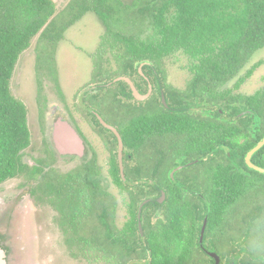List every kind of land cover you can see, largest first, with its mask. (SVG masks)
Segmentation results:
<instances>
[{
  "label": "trees",
  "instance_id": "1",
  "mask_svg": "<svg viewBox=\"0 0 264 264\" xmlns=\"http://www.w3.org/2000/svg\"><path fill=\"white\" fill-rule=\"evenodd\" d=\"M87 12L96 14L105 27L94 75L108 73L110 60L104 56L113 52L120 67L116 73L126 74L141 62L163 73L164 61L181 53L192 75L182 90L163 84L168 106L152 96L124 124L123 142L138 162L126 167L124 176L164 177L178 165L198 160L175 171L170 184L157 185L166 192L159 205L162 216L152 223L151 203L145 204L142 235L137 210L148 197L142 190L117 182L127 193L129 213L118 228L117 200L101 183L93 162L59 180L60 191L73 202L71 209L81 215L88 211V237L85 224L81 230L75 224L78 240L88 242V259L107 264H214L199 244L207 216L203 246L218 253L219 264H264V174L245 163L246 153L264 136V85L251 94L236 92L261 64L240 76L253 55L264 50V0H69L61 10L54 0H0V183L25 170L22 154L31 143L27 108L10 88L19 57L37 36L38 46L44 44L50 55L45 68L55 77L57 45ZM43 55H37L38 71ZM194 97L219 108L210 116L191 114L187 108ZM222 109L227 114L222 115ZM252 161L264 167V146ZM110 164V176L119 178L114 157ZM32 170L30 174H36V167ZM52 172L37 180L32 190L37 198V192L57 191Z\"/></svg>",
  "mask_w": 264,
  "mask_h": 264
},
{
  "label": "flooded vegetation",
  "instance_id": "2",
  "mask_svg": "<svg viewBox=\"0 0 264 264\" xmlns=\"http://www.w3.org/2000/svg\"><path fill=\"white\" fill-rule=\"evenodd\" d=\"M118 69H120V67H118ZM57 75L58 74L56 73V76H53L54 81H56L55 96L57 102L54 104V108L50 111L40 110V121L38 120L40 133L42 132L44 136L48 135L46 131L48 132L49 126L52 127L50 133L52 145H48L46 140H43L40 157L38 156L34 161L25 160L22 158L23 163L27 165L25 170L18 175L10 177L0 183V242L2 243L3 249L6 253V264H11L13 261L15 262L20 258V249L22 247L20 245L21 242L19 231L23 227L26 218H28L27 215L31 214V210L35 207V204H38L39 206L47 205L54 211V223L58 232L62 236V242L66 247L74 250V252H72L74 256H76L77 251L80 253L82 252L83 254L88 252V242L83 244L82 241H79L75 232V224H78L76 226L79 230H81L83 224H85L88 237V211L85 215H81L82 213L80 214L79 211H75L73 208L71 209L73 202L69 199L66 193L60 191L59 181L65 180L67 175L76 173V169L82 164L88 166V162H93L96 165L101 175V183L105 185V188L108 191L109 189L106 185L107 182L115 186L118 189V192H120L122 195H126V191H121L120 187L117 186V182L121 181L124 185H129L128 189L142 190L144 194H148V197L144 198L142 202L145 199H148L147 203H151L150 207L148 208L150 218H152V216L158 211L160 212V216L156 217V219L162 216V209L159 208V205L166 199L165 190L162 188L158 189L157 185H167L175 180L174 173L173 176L171 175V172L175 168L168 173V176L164 177L151 176L146 178L124 176L126 167H134L138 164V162L133 157L131 149L124 144L121 130L129 119L139 113L141 106H146L147 103H149L152 96L153 101L159 102L165 107L168 106L169 100L167 99L163 85L167 84L164 73H160L153 64L142 66L136 64L133 66L132 70H128L126 74L106 73L94 75L92 73L93 79L100 81L90 83L88 87L87 80V84L84 85L83 88H78L77 91L74 92L70 102H68L67 97L63 96L65 93L61 88ZM120 76L128 77L140 95H144L149 91L148 96L144 99L136 98L133 95L131 85L124 79L112 82L114 78ZM156 85L158 86L157 92L159 95L155 91ZM162 97L164 98V102L162 101ZM189 100L190 103L188 104L189 106L187 108V112L191 114L210 116L214 114L215 109L219 108L218 104L210 106L208 103L198 100L197 97ZM196 100L205 104L204 107L206 108L203 110H205L207 114L193 112L192 106ZM153 109H155V106H153ZM132 110L134 112H131ZM224 114H227V112L223 109L222 115ZM58 122L67 123L76 131L83 148V153L81 155L76 153H62L56 147L54 132L57 129ZM107 125L114 127L122 140L123 147L121 154V164L123 168V175L121 173L120 161L118 157L119 139L116 133L112 129L108 128ZM88 132L93 133L98 138L102 149L107 154V176H103L102 167H100L98 164L96 151L92 150L91 155L88 157V145L90 143ZM239 140L241 141L242 139ZM73 156H78L80 158L86 156L87 159L77 167L71 168L68 171L56 170L54 168V166H56V164H58V162L64 157ZM112 157L116 159V163L119 168V178L110 176L108 172L111 166L110 163ZM194 161L197 162L198 160ZM194 161L184 162L180 165L183 167H189L192 163H194ZM35 167V172L37 171L36 174H30V171H33L32 168ZM51 170L53 171L52 173L55 174L54 176H56L58 189L53 194L37 192L39 197L37 198L36 195L32 194V190L37 186V180L41 179L42 175ZM14 179L23 180V182L21 181L23 184H15L14 186H17L16 189H12L13 186L7 185L6 182ZM162 193H164V198L162 201H160ZM50 198L53 200V202H50ZM142 202L138 204V209ZM86 206L88 209V195ZM25 207H28V209L25 210ZM143 208L144 206L142 207L141 213ZM154 221H152V223ZM83 247L86 248L85 251L83 250Z\"/></svg>",
  "mask_w": 264,
  "mask_h": 264
},
{
  "label": "rangeland",
  "instance_id": "3",
  "mask_svg": "<svg viewBox=\"0 0 264 264\" xmlns=\"http://www.w3.org/2000/svg\"><path fill=\"white\" fill-rule=\"evenodd\" d=\"M54 1L57 9L61 10L69 0ZM122 1L128 3L131 0ZM104 32L105 27L96 14L87 12L78 22L66 30L63 39L58 43L54 53V65L57 69V77L61 88L65 93L63 96L68 98V102L72 100L74 92L78 88H83L87 84V80L88 87L90 83L100 81L93 79L92 71L94 59L100 50V42ZM44 48V44L38 46L37 36H35L28 49L19 57L10 80L12 94L21 100L27 108L31 144L24 150L22 158L32 161L38 156L40 157L43 140H46L48 145H52L50 134L52 127L49 126L48 132L46 131L48 135L44 136L42 132L40 133L39 112L40 110L50 111L57 102L55 96L56 81H54L48 69L45 68L47 60L50 61V55L49 53H45ZM38 53H41V55L45 53L39 71L36 67ZM104 57H108L110 60V65H108L109 70L107 69L108 73H116L118 69V56L116 52L108 53V55L105 54ZM258 62H261V64L253 71L251 76L243 81L236 92L245 95L251 94L264 85V50H259L253 55L240 72V76L244 75L250 67ZM187 63V57L181 53L167 58L162 65L166 83L178 89H184L192 76L188 70ZM233 82L234 80L228 86L231 87ZM155 91L159 95L157 85L155 86ZM204 106V103L196 100L192 106V110L195 113L207 114L203 110L206 108ZM241 111H244L243 108ZM88 136L90 139L88 157L91 155L92 150H95L98 164L102 167L103 176H107V154L93 133L88 132ZM86 159V156L82 158L78 156L64 157L54 168L56 170L68 171L71 168L77 167ZM21 181L23 182L21 179H14L6 183L13 186L12 189H16L17 186L14 185L23 184ZM106 185L109 192L117 200L115 224L120 228L128 218V198L126 195L118 192V189L109 184V182ZM27 209L28 207H25V210ZM27 216L28 218H26L23 227L19 231L20 245L22 247L20 249L21 255L17 261H13L11 264H107L102 261H91L88 259V252L83 254L77 251L76 256H74L72 254L74 250L63 244L62 236L54 223V211L49 206L35 204V207L31 210V214ZM159 216L160 212L158 211L152 216L151 220L154 221Z\"/></svg>",
  "mask_w": 264,
  "mask_h": 264
},
{
  "label": "water",
  "instance_id": "4",
  "mask_svg": "<svg viewBox=\"0 0 264 264\" xmlns=\"http://www.w3.org/2000/svg\"><path fill=\"white\" fill-rule=\"evenodd\" d=\"M145 63L149 64V62H141L139 65L142 66ZM120 79H124L126 80L132 88L133 91V95L138 98V99H144L148 96V93L144 94V95H140L135 87L133 86L132 82L130 81V79L128 77H124V76H120V77H116L112 80V82L118 81ZM109 82V83H112ZM162 101L164 102V98L162 97ZM108 128L112 129L116 135L118 136L119 139V150H118V157H119V161H120V168H121V173L123 175V168H122V164H121V154H122V140L118 135V132L116 131V129L112 126L107 125ZM54 139H55V144L56 147L62 152V153H76V154H82L83 153V148L81 145V141L80 138L78 136V134L76 133V131L70 127L67 123L65 122H58V126L57 129L54 132ZM264 146V136L246 153L245 155V163L246 165L255 170L258 171L260 173L264 174V167L254 163L252 161V156L255 152H257L260 148H262ZM183 166L178 165L172 172L171 175L173 176V173L179 169H181ZM164 198V193H162V196L160 198V201H162V199ZM148 202V199H145L139 209H138V228L140 231V234H143V229H142V224L140 221L141 218V210L142 207ZM206 224H207V216L204 218L201 229H200V236H199V244L202 247V249L204 250V252L211 258L214 259V264H219L220 263V256L218 255V253L214 250H207L204 246H203V239H204V234H205V230H206ZM6 253L3 249V245L0 242V264H6Z\"/></svg>",
  "mask_w": 264,
  "mask_h": 264
}]
</instances>
